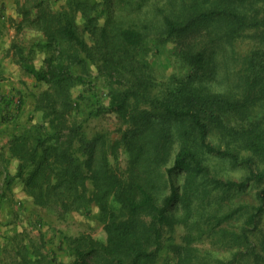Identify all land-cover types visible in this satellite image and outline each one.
Segmentation results:
<instances>
[{"label":"trees","instance_id":"trees-1","mask_svg":"<svg viewBox=\"0 0 264 264\" xmlns=\"http://www.w3.org/2000/svg\"><path fill=\"white\" fill-rule=\"evenodd\" d=\"M50 3L15 0L17 30L47 54L40 69L15 63L46 88L41 123L7 142L5 182L60 220L97 209L106 238L64 236L70 264H264V0ZM162 52L182 73L157 77ZM92 67L118 85L98 110L117 117L116 139L77 123L72 89Z\"/></svg>","mask_w":264,"mask_h":264},{"label":"rangeland","instance_id":"rangeland-1","mask_svg":"<svg viewBox=\"0 0 264 264\" xmlns=\"http://www.w3.org/2000/svg\"><path fill=\"white\" fill-rule=\"evenodd\" d=\"M50 2L53 10L64 6V0H50ZM19 21L20 16L15 9V0H0V96L10 98L11 94H14L13 99L16 105L13 112L9 104L8 108L4 109L7 99L1 97L0 121L6 122L7 126L3 132L8 136L10 133L13 135L41 123L42 113L35 110V97L46 88L45 85L38 83L33 76L26 75L15 63L17 55H21L24 59H29L37 69H40L43 67V59L47 55L35 47L36 43L43 41V37L28 29L19 32L16 28ZM77 23L81 29L80 18ZM249 44L248 38L238 41L237 51L247 50ZM171 48L172 46L169 44L166 49L167 54L170 53ZM154 54L151 61L157 77L164 78L182 73L183 70L174 58L165 52ZM72 69L75 73H79L81 68L76 66ZM87 75L86 79L89 83L72 89V99L78 104L76 107L77 123L82 125L88 137L97 133H105L108 137L116 139L119 137L117 117L98 112V110L107 105L110 91L118 88V85L110 84L103 76L98 78L93 67ZM3 119L6 121L4 122ZM110 160L112 165L118 169H124L126 166V156L121 152L117 159L111 158ZM14 174L15 171L8 173L6 177L9 179ZM9 187H11L10 197L13 198L10 200L11 206L14 205V208L6 210V213L7 216H10L8 222L11 221L10 224L13 225L12 230L4 237H8V243L13 248L17 247L22 251L28 250L26 255L30 264H38L33 261L38 257V253L41 254V258H38L40 264H70L72 257L66 243L63 242L64 236L76 237L87 234L94 239L105 240L106 233L96 219L98 211L95 207H92L89 213L73 212L60 220L55 213L39 208L33 203L31 197L24 190L22 180L12 181ZM241 200L236 198L233 201L238 203ZM177 233L178 235L181 233L180 228L177 229Z\"/></svg>","mask_w":264,"mask_h":264},{"label":"crops","instance_id":"crops-1","mask_svg":"<svg viewBox=\"0 0 264 264\" xmlns=\"http://www.w3.org/2000/svg\"><path fill=\"white\" fill-rule=\"evenodd\" d=\"M1 97L2 99H7V102H5V104L8 103L11 106V111L13 112L16 106L13 99L14 94H11L10 98L0 96V101H2ZM6 126V122L2 123V121H0V135L5 130ZM4 134L5 133L3 132L0 137V264H30L28 260H23L20 255V252H22V254L26 256V254H28V250L26 249L22 251L17 247L13 248L8 243V237H4L9 233V231L12 230L11 227L13 225L10 224L11 221L8 222L10 216H7L6 210L14 208V205L11 206L12 202L10 201L11 199H13L12 197H10L11 194L9 192L11 190V187L7 188L5 182L6 174L15 171V167L17 164L16 160L9 158L6 151L7 142L12 136V133H10L9 136Z\"/></svg>","mask_w":264,"mask_h":264}]
</instances>
